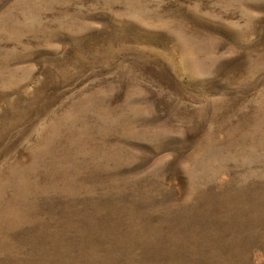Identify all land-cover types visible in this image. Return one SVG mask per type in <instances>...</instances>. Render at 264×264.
I'll return each mask as SVG.
<instances>
[{"label":"rangeland","instance_id":"1","mask_svg":"<svg viewBox=\"0 0 264 264\" xmlns=\"http://www.w3.org/2000/svg\"><path fill=\"white\" fill-rule=\"evenodd\" d=\"M0 264H264V0H0Z\"/></svg>","mask_w":264,"mask_h":264}]
</instances>
